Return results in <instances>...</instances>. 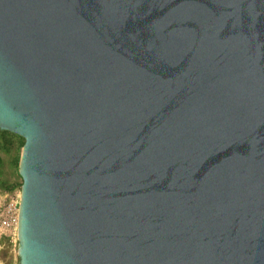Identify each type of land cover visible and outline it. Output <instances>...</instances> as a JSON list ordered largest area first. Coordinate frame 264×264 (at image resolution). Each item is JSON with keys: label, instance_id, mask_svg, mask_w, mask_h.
Segmentation results:
<instances>
[{"label": "water", "instance_id": "95a60500", "mask_svg": "<svg viewBox=\"0 0 264 264\" xmlns=\"http://www.w3.org/2000/svg\"><path fill=\"white\" fill-rule=\"evenodd\" d=\"M0 130L18 264H264V0H0Z\"/></svg>", "mask_w": 264, "mask_h": 264}, {"label": "rangeland", "instance_id": "374dc122", "mask_svg": "<svg viewBox=\"0 0 264 264\" xmlns=\"http://www.w3.org/2000/svg\"><path fill=\"white\" fill-rule=\"evenodd\" d=\"M24 139L12 132L0 130V191L5 186L21 183L18 165L22 152ZM12 248H15L12 249ZM16 247L8 246L5 251V264H18Z\"/></svg>", "mask_w": 264, "mask_h": 264}, {"label": "built area", "instance_id": "2783aa9c", "mask_svg": "<svg viewBox=\"0 0 264 264\" xmlns=\"http://www.w3.org/2000/svg\"><path fill=\"white\" fill-rule=\"evenodd\" d=\"M20 200L21 184L11 190L0 191V264H5L7 247H16L18 242Z\"/></svg>", "mask_w": 264, "mask_h": 264}, {"label": "trees", "instance_id": "16d2710c", "mask_svg": "<svg viewBox=\"0 0 264 264\" xmlns=\"http://www.w3.org/2000/svg\"><path fill=\"white\" fill-rule=\"evenodd\" d=\"M20 184L21 183L19 182V183L13 184L11 186L10 185L9 186H5L4 189L5 190H11V189L15 188L16 186H20Z\"/></svg>", "mask_w": 264, "mask_h": 264}]
</instances>
